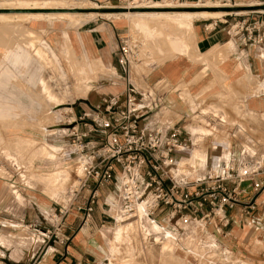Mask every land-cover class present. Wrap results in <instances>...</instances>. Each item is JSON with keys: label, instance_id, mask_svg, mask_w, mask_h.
Returning a JSON list of instances; mask_svg holds the SVG:
<instances>
[{"label": "rangeland", "instance_id": "1", "mask_svg": "<svg viewBox=\"0 0 264 264\" xmlns=\"http://www.w3.org/2000/svg\"><path fill=\"white\" fill-rule=\"evenodd\" d=\"M15 1H26L29 5L42 3V0H0V3H11L13 6ZM59 3L66 6L85 4V8L78 10L88 11L93 16L80 24H77L80 20L72 17L0 19V113L9 115L0 116V201L8 199V207H17V214L27 212V215L36 216L46 228H50L51 224H46L45 217L56 219L57 207L68 204V191L76 180L75 160L69 154L62 123L73 117L70 107H76L97 83L98 69L93 64L94 59L85 50L84 42L75 44V39L84 34V29L94 18H117L123 15L111 13L141 11L112 10L116 3L95 4L88 0H60ZM219 4L218 0H182L178 4L181 6L152 10L200 11L231 7L233 11L242 12L247 9L244 5L233 7L228 3V6L220 7ZM161 5L165 3L161 2ZM128 20L130 30L138 31V36L133 35V39L139 37L142 42L139 58L144 61L167 58L153 54L151 37L156 36V30L163 31L161 35L165 37L168 33L176 35L174 28L177 30L179 27L176 28L174 22L159 18L147 25L141 18L129 17ZM58 103L61 105L55 108ZM63 107L66 108L62 110ZM208 115H213L214 121H209ZM261 121L264 122L263 115L245 111L238 110L231 115L224 108L201 109L200 114L183 124L191 138L184 149L189 154H180L177 168H183L189 180L205 177L208 172L218 170L222 161L229 160V148L233 141L243 145L249 154L260 155V150L250 142L256 132L247 124ZM190 126L193 128L190 129ZM207 149L213 152L211 157H207ZM215 151H221V154L218 156ZM106 193L109 194V191ZM103 196L105 192L100 201ZM108 222V226L97 233V239L107 254L106 260L98 264H205L218 258L221 250L209 231L203 235L192 228V237L170 239L151 235L158 227L144 221H124L120 225ZM16 227L14 236L19 245L23 241L31 247L38 245L41 231ZM255 243L259 247L263 244L259 241Z\"/></svg>", "mask_w": 264, "mask_h": 264}, {"label": "crops", "instance_id": "2", "mask_svg": "<svg viewBox=\"0 0 264 264\" xmlns=\"http://www.w3.org/2000/svg\"><path fill=\"white\" fill-rule=\"evenodd\" d=\"M88 1L95 4L103 2V0ZM186 1L195 2V0ZM247 1L249 0H230L233 7L245 6L241 3ZM110 3L117 4L116 7L113 5L112 10L126 9L123 0H111ZM226 10L228 13L241 12L233 11L231 7H226ZM128 18L122 16L93 19L84 29V34L75 39V44L84 42L85 50L94 59L93 64L98 72L95 88L87 93L76 107H71L74 115L99 105L105 96L122 94L125 82L123 70L116 60L117 49L121 38L138 36V31L130 30ZM213 19L215 18L193 19L192 33L189 35L183 29L181 31L174 29L177 34L168 33L163 41V35L152 36L150 45L154 48H152L153 54L155 52L158 57L167 58L153 61L139 58V61L130 67L132 83L139 91H148L161 100L171 123L183 126L191 117L200 114L203 108L206 110L224 108L231 115L239 110L264 116V44H243L239 39L229 36L227 26L224 24H218L212 29ZM233 20V17H228L229 22ZM156 31L160 34L163 32ZM135 41L139 52L142 42L139 37ZM161 53H164L163 56ZM79 70L85 75L83 69ZM83 77L88 79L87 76ZM60 105L58 103L54 107ZM0 116L9 115L0 113ZM207 118L209 121H214L213 115H208ZM247 127L256 132L253 133L250 142H253L261 152L260 155L258 153L253 155L264 156V144H262L264 122H249ZM191 128L193 126H190ZM186 132L190 140V135L187 130ZM242 152L249 155L243 149V145L233 141L229 148V159H238ZM205 153L207 157H211L213 152L207 149ZM215 153L219 156L221 151ZM180 154L186 156L189 153L184 149L179 151L176 155L177 162L181 158ZM239 189L241 203L252 196L250 181L241 183ZM263 199L264 191L256 198V203ZM3 201H0V264H98L106 260L107 254L102 243L97 239L98 231L109 224L98 209L102 201H99V206L92 217L84 223L73 212L64 216L56 215L55 220L45 217L46 224H51L50 228L43 226L38 217L27 215V212L17 214V207H8L10 204L8 199L4 204ZM222 223L223 230L228 234L227 238L216 233L212 227L207 228L221 250L218 258L209 260L205 264H264V204H258L248 215L243 214L240 207H234L227 212L226 219ZM16 226L26 227L27 230L35 232L41 231L38 245L31 247L24 241L19 245L18 239L14 236ZM44 230L49 232L45 233V236L42 232ZM256 241L263 243L261 247L255 243Z\"/></svg>", "mask_w": 264, "mask_h": 264}, {"label": "built area", "instance_id": "3", "mask_svg": "<svg viewBox=\"0 0 264 264\" xmlns=\"http://www.w3.org/2000/svg\"><path fill=\"white\" fill-rule=\"evenodd\" d=\"M123 1L126 9L149 10L178 7L182 0ZM218 2L220 7L233 4ZM245 6L242 12L213 19L211 28L224 24L229 36L241 43L263 45L264 0H250ZM228 17L234 20L229 22ZM116 60L124 73L122 94L105 96L99 105L62 123L75 160L76 180L68 191V204L58 206L57 214L74 212L84 223L99 206L103 192L109 191L98 209L103 219L114 224L144 221L158 227L151 235L170 239L190 238L192 228L205 235L212 227L227 238L222 222L230 209L240 207L248 215L264 204V199L256 203L264 191V156L242 152L236 160L222 161L218 170L205 177L189 180L176 161L177 153L190 141L186 130L171 123L158 97L132 83L129 70L139 61L135 39H120ZM244 181L251 182L252 196L241 203L239 188Z\"/></svg>", "mask_w": 264, "mask_h": 264}, {"label": "bare ground", "instance_id": "4", "mask_svg": "<svg viewBox=\"0 0 264 264\" xmlns=\"http://www.w3.org/2000/svg\"><path fill=\"white\" fill-rule=\"evenodd\" d=\"M60 0H42V3L40 4H36L34 3L33 5H29L28 3H26V1H21V2H16V4H14L13 6L11 5V3H6V2H1L0 3V9H77L74 11H59V12H34V13H2L0 12V19H8V18H13V17H33V18H38L40 16H44L47 19H55V18H63V17H72L73 19L75 18L77 22V24H80L81 21L85 20L86 18H90L91 16H93L92 13H87L88 11H79L78 9H82L85 8V6L83 4H76L77 6H66L61 5V3H59ZM78 1V0H77ZM80 2V1H79ZM82 3V2H81ZM86 3V2H84ZM91 4V3H90ZM158 5V4H157ZM181 6V5H180ZM215 7H217L215 5ZM229 13L227 11L224 10H215V11H207V10H200V11H179V10H141V11H128L123 13V16H127V17H132V18H141L142 22L145 24H150V22L153 19H159L162 18L164 20H171L172 22H174L177 26L179 27L180 31L181 29L184 30V32H186L188 35L190 33H192V21L193 19L196 18H205V17H221L223 15H228ZM94 16L96 17V15L94 14ZM17 19V18H16ZM95 19V18H94ZM58 20V19H57ZM70 20V18H69ZM71 21V20H70ZM75 21V20H74ZM134 21V20H132ZM163 22V21H162ZM166 22V21H165ZM157 23V22H156ZM174 25V24H173ZM175 29V28H174ZM179 31V30H178ZM175 32V31H174ZM172 34V33H170ZM175 34V33H173ZM179 34V33H178ZM181 34V33H180ZM179 34V35H180ZM185 34V33H184ZM4 35V34H2ZM160 33H157V36H160ZM194 35V34H193ZM154 36V35H153ZM185 36V35H184ZM1 37V36H0ZM186 37V36H185ZM190 37V36H189ZM156 38V37H155ZM154 38V39H155ZM188 38V36H187ZM9 39V38H8ZM185 39V38H184ZM160 40V39H159ZM165 40V37L163 36L162 41ZM191 40V39H190ZM167 41V39H166ZM186 41V40H185ZM8 42V41H7ZM154 42V40H153ZM158 42V41H157ZM161 43V42H160ZM187 43V42H186ZM158 45V44H157ZM165 45V43L163 44ZM156 47V45H155ZM222 47V46H221ZM226 48V47H225ZM161 49V47H160ZM219 49V48H218ZM40 50V49H39ZM159 50V49H158ZM166 50V49H165ZM217 50V49H216ZM221 50V49H219ZM224 50V49H223ZM222 50V51H223ZM169 52V51H166ZM39 53V52H38ZM160 53V52H159ZM170 53V52H169ZM216 53V51H215ZM219 53V52H217ZM225 53V52H223ZM155 54V52H154ZM164 54V53H163ZM163 54L161 53V55L163 56ZM221 54V53H220ZM218 55V54H217ZM221 56V55H219ZM222 59V58H221ZM133 65V64H132ZM92 66V65H91ZM90 76V75H89ZM88 78V77H87ZM83 79V78H82ZM81 83V82H80ZM82 85V84H81ZM79 86V85H78ZM196 136V135H195ZM198 137V136H197ZM10 139V138H9ZM251 155V154H249ZM221 157H219L218 159H220ZM217 159V160H218ZM181 167V166H180ZM182 168V167H181ZM180 169V168H179ZM183 169V168H182ZM217 256V255H216Z\"/></svg>", "mask_w": 264, "mask_h": 264}, {"label": "water", "instance_id": "5", "mask_svg": "<svg viewBox=\"0 0 264 264\" xmlns=\"http://www.w3.org/2000/svg\"><path fill=\"white\" fill-rule=\"evenodd\" d=\"M217 8H206L208 11H214ZM77 9H0L2 13H34V12H59V11H74ZM152 10V9H149ZM195 10V9H190ZM223 10H226L224 8Z\"/></svg>", "mask_w": 264, "mask_h": 264}]
</instances>
